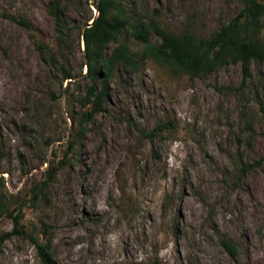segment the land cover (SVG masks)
<instances>
[{
  "label": "rangeland",
  "instance_id": "374dc122",
  "mask_svg": "<svg viewBox=\"0 0 264 264\" xmlns=\"http://www.w3.org/2000/svg\"><path fill=\"white\" fill-rule=\"evenodd\" d=\"M120 1L174 34L204 38L243 5ZM47 2L0 0V194L12 214L20 209L19 224L50 243L56 264H264V161L240 172L264 156V62L250 64L240 88L239 63L204 76L173 74L127 35L135 67L114 70L103 110L77 137L69 118L84 82L77 32L95 16L96 0L66 4L79 29L59 59L74 76L64 80L40 48H55ZM20 17L32 27L17 24ZM168 121L151 138L143 134ZM58 161L44 194L31 199ZM11 228L0 216V235ZM220 236L235 246V262ZM0 264H38L33 245L0 236Z\"/></svg>",
  "mask_w": 264,
  "mask_h": 264
},
{
  "label": "trees",
  "instance_id": "16d2710c",
  "mask_svg": "<svg viewBox=\"0 0 264 264\" xmlns=\"http://www.w3.org/2000/svg\"><path fill=\"white\" fill-rule=\"evenodd\" d=\"M67 3L68 0H48L46 3L45 11L53 21L55 48L51 50L46 45H40L49 63L59 68L63 80L74 76L59 63V59L63 57L66 41L70 39L73 29H79L78 25L69 23L66 19ZM94 9L95 16L90 15L84 19L77 32V37L83 44L84 71L79 72V75L84 82L82 94L75 99L78 112H72L69 117L76 122L77 137L84 132L82 125L103 110L108 83L114 70L120 66L135 67L136 54L123 40L127 35L142 45L143 56L163 63L173 74L184 73L192 78L208 75L231 63H239L240 88L249 77L250 64L264 62V0H243L238 12L205 38L195 36L189 31L174 34L161 27L153 17L132 15L120 0H96ZM15 22L25 28L32 27L28 20L21 17ZM150 36L155 37L156 41L151 42ZM166 124L171 125L169 121L157 123L149 132L143 134L151 138ZM243 127L247 134L252 130L248 117L243 118ZM246 144H249V137L246 138ZM262 161L264 156L252 163H241L240 172L243 173ZM62 162L58 161L47 167L44 178L33 185L31 199L44 194V188L53 179ZM19 210L17 208L16 213L12 214L0 194V216H8L12 221L11 230L3 232L1 238L11 235L26 238L33 245L38 264H56L50 243L38 240L32 231L19 224ZM219 242L230 260L235 262L236 248L232 242L224 236L219 237Z\"/></svg>",
  "mask_w": 264,
  "mask_h": 264
},
{
  "label": "water",
  "instance_id": "95a60500",
  "mask_svg": "<svg viewBox=\"0 0 264 264\" xmlns=\"http://www.w3.org/2000/svg\"><path fill=\"white\" fill-rule=\"evenodd\" d=\"M91 21H89L88 23H90Z\"/></svg>",
  "mask_w": 264,
  "mask_h": 264
}]
</instances>
